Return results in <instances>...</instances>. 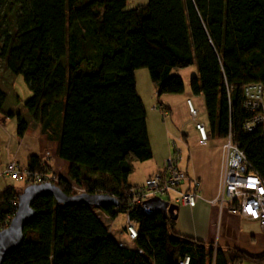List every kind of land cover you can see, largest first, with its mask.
<instances>
[{"label":"trees","instance_id":"trees-1","mask_svg":"<svg viewBox=\"0 0 264 264\" xmlns=\"http://www.w3.org/2000/svg\"><path fill=\"white\" fill-rule=\"evenodd\" d=\"M0 60L29 86L23 105L31 121L54 141L55 157L68 163L65 176L52 183L65 195L76 194L72 184L118 201L94 208L60 206L49 195L34 199L21 244L1 264H178L184 257L186 264L264 263V250L213 248L175 233L174 220L141 204L127 214L137 239L118 246L95 212L109 220L124 213L129 163L150 157L134 86L138 68L147 70L158 97L181 93L175 71L194 66L188 86L201 96L208 136L230 132L264 177V137L241 128L248 117L243 85H264V0H146L134 6L126 0H0ZM5 98L0 88V113ZM14 116L21 137L26 122ZM40 162L28 156L25 170H39ZM20 189L0 191V230L14 214Z\"/></svg>","mask_w":264,"mask_h":264},{"label":"crops","instance_id":"crops-1","mask_svg":"<svg viewBox=\"0 0 264 264\" xmlns=\"http://www.w3.org/2000/svg\"><path fill=\"white\" fill-rule=\"evenodd\" d=\"M142 2V0H129L130 4H127L128 6H134L137 4H142ZM175 74L182 81V92L178 94H161L157 97L158 99H156L155 102L165 109L164 116H169V118H171L172 115L174 120V123H172V130L174 132H181L182 140L180 138L177 140L179 141L178 145L180 147L178 148L180 152L178 168L183 172L185 178L189 176L195 177L197 181V187L195 189L193 206L185 207L177 205L176 217L173 223V231L179 235L192 238L193 240L202 241L204 243H213L219 247H235L239 250L250 253H256L264 250L263 235L252 240V237L249 236V234H245L244 231H238V221L242 224L243 221L236 214L229 213L225 208L218 209L215 204L209 203V201L214 198L218 187L222 138L209 137L206 125V139L200 140L193 128L192 121L189 119L191 123L187 122L185 99L191 101L190 103L193 101L195 104H198L202 101L200 96H195L190 93L188 86L189 77L195 74L194 66L177 70L175 71ZM133 78L136 91L135 71H133ZM0 88L6 94V98L0 113V116L3 115L0 117V128L8 132V141L5 146L8 156L5 158L4 165L0 166V173H3L6 162L11 159L16 160L20 165L21 163L16 158H18L19 152H23L24 154L21 155L22 158L25 159L23 166L24 164L26 166L28 156L36 155L41 159L42 162H44L46 166H48L51 173L65 176L68 163L55 157L54 141L48 140L45 135L41 133L38 125L31 123V117L24 105L23 108H20L21 111L19 108L15 109V107H12V104L10 107L6 108L5 103L7 99V93L1 83ZM141 104L143 103L141 102ZM15 114H18L20 118L26 122L27 128L21 137L17 136L16 133V124L13 121L15 119ZM145 116L146 115L144 113V118ZM197 117L198 116H196V118ZM145 127L150 149V157L147 159V162L137 164L141 169L139 181L126 182L128 176L127 174L125 182L130 186L142 184L143 180L148 175L156 172L161 167L162 160L169 153L168 137L166 134L161 132V130L158 128H155L154 132H157L156 138L153 136L151 141L148 135L146 119ZM27 132H31V134H28ZM132 163L133 162L130 164V172L133 168ZM21 165V169H25ZM179 187L180 189H186L187 181L185 179L182 180ZM178 206L180 209H182V211L188 213L190 219L188 220L187 224L184 223V216L179 214ZM121 216L119 230L115 231L116 233L114 235L111 233V229H109V226H107L106 223L105 227L108 235H111L113 238H115L113 239L115 242H121L124 246L130 247V243L125 244L119 239V236L124 234V216L123 214ZM116 217L117 216L110 220L107 219V221L112 222L116 219ZM217 221L218 226L216 233L215 227ZM221 223L223 226L220 228Z\"/></svg>","mask_w":264,"mask_h":264},{"label":"built area","instance_id":"built-area-1","mask_svg":"<svg viewBox=\"0 0 264 264\" xmlns=\"http://www.w3.org/2000/svg\"><path fill=\"white\" fill-rule=\"evenodd\" d=\"M185 106L199 139L205 140L206 129L202 122L196 121V112L188 99H185ZM241 107L248 113V117L242 123V130L246 133L256 130L254 133L257 137L263 138L264 85L259 82L243 85ZM155 108L164 117L165 109L159 104ZM174 142V140L171 142L169 156L162 160L161 167L156 172L148 175L142 184L129 186L125 190L126 208L122 213L124 216L123 232L130 246H133L132 242L137 239L138 235L127 214L144 200L153 197L160 199L161 195L172 193L174 196L171 203L185 207L193 206L197 181L193 176L185 178L178 168L180 153ZM22 174L26 185L52 183L56 180V176L45 169L42 161L39 170L29 173L21 169L17 161L11 159L6 162L2 173L11 180H18ZM184 179L187 181V188L180 189L179 185ZM71 188L76 194L83 192L72 184ZM209 203L215 204L218 209L225 208L229 213L236 214L243 221L245 231L250 236L264 235V177L250 166L238 143L232 139L230 132L222 137L218 187L214 198ZM12 204L15 212L17 200ZM95 212L99 218H106L98 209H95ZM117 245L124 246L121 242H117ZM186 262L187 257H184L178 264H186Z\"/></svg>","mask_w":264,"mask_h":264},{"label":"rangeland","instance_id":"rangeland-1","mask_svg":"<svg viewBox=\"0 0 264 264\" xmlns=\"http://www.w3.org/2000/svg\"><path fill=\"white\" fill-rule=\"evenodd\" d=\"M142 1H143L142 3H144L146 0H142ZM127 3L130 4L129 0H127L126 6H128ZM134 71H135V77H136V92H137V96H139V98L141 99V102L143 103L142 105H143L144 113L146 115L145 119H146L147 128H148V135H149L151 141H152L153 136H155L154 138H156L157 132H154L155 128H158L159 130H161V132L166 134V136L168 137L169 153L164 157V158H166L167 156H169V154L171 152V144H172L171 142L173 140L175 141L174 143H175L176 147L180 148L178 145L179 141H177V140H179V138L182 140L181 132H174L172 130V123H174L172 115H171V118H169V116L163 117V116H161L158 109L155 108V106L158 105L155 102L156 99H158V98L155 96L153 85L150 82L147 70L145 68H138ZM181 75H183V74H181ZM0 83L2 84L3 88L6 90V93H7V99H6L5 107L8 108L12 104V107H15V109L19 108V110L21 111L20 108H23V104L28 99V97L30 96L31 90H30L29 86L25 83V81L23 80L22 76L21 75H14V74L10 73L5 68V66L1 60H0ZM191 104H192V107L194 108V110L196 112V116H198L196 118V121L202 122L203 126L205 127L206 126V120H205V114H204V110H203L202 101L198 104H195L192 101ZM1 116H3V115H1ZM186 118H187V122H190L188 115ZM15 120L16 119H14L13 121L16 124ZM31 123L35 125V123H33L32 121H31ZM27 133L31 134V132H27ZM7 138H8V132H6L5 130H2V128H0V166L4 165L5 158L8 156V153H7V150L5 147L6 143L8 141ZM176 138H178V139H176ZM22 154H24V153L19 152V156L16 159H18V161L22 164V165L21 164L20 165L23 168H25V164L23 166L25 159L22 158V156H21ZM131 162H133L132 163L133 168H132L131 172L129 171L126 182L127 181H139L141 169H140L139 165H137V164H142L144 162H147V159L144 161H137V160L133 161L132 160V161H130L129 164H131ZM92 178L96 179V177H92ZM8 185L14 186L17 190H18V188L25 187L24 175L22 174L18 180H11L7 176H4V175H2V173H0V191H2ZM173 196L174 195L172 193H168L167 195H161L160 199H162L163 201L169 200L171 202L173 199ZM178 210H179V214H181V216H184V223L187 224L188 220L190 219L188 216V213L185 211H182V209H180L179 206H178ZM182 214H184V215H182ZM121 215H122L121 213H118L116 215L117 216L116 219L113 220L112 222H108L107 219L101 218V220L103 221V224L105 225V223H106V225L109 226V229H111V233L113 235L116 233L115 231L119 230L120 218L122 217ZM217 226H218V221L216 222V227H215L216 233H217ZM222 226H223V224L221 223L220 228ZM219 231H220V229H219ZM238 231L239 232L244 231L245 234L247 233L245 231L244 223L242 224L239 221H238ZM261 235H263V234L254 235V236L252 235L251 239L254 240V238L261 236ZM160 237H162L161 234H158L159 239H160ZM109 238L115 239L111 235H109ZM119 239L125 244L130 243L126 239L124 234L119 236ZM59 260L63 261L64 258L60 257ZM166 264H174V263L171 260H167ZM229 264H257V263H251V262H248L245 260H240L238 262H232Z\"/></svg>","mask_w":264,"mask_h":264},{"label":"water","instance_id":"water-1","mask_svg":"<svg viewBox=\"0 0 264 264\" xmlns=\"http://www.w3.org/2000/svg\"><path fill=\"white\" fill-rule=\"evenodd\" d=\"M49 195L54 202L60 206L68 204H86L94 208L116 207L118 201L104 193L81 192L75 195H65L53 183L44 182L39 184H27L16 193L17 208L10 218L7 226L0 230V264L6 254L16 249L23 240V228L34 216L31 203L34 199ZM141 205L148 210H155L161 213L163 218L174 220L176 217L177 205L163 201L157 197L144 200Z\"/></svg>","mask_w":264,"mask_h":264}]
</instances>
